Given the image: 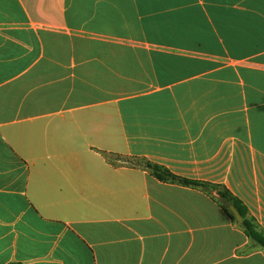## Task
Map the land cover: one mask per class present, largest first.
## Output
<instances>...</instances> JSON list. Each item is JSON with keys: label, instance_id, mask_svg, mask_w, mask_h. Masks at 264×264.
Returning a JSON list of instances; mask_svg holds the SVG:
<instances>
[{"label": "crops", "instance_id": "obj_1", "mask_svg": "<svg viewBox=\"0 0 264 264\" xmlns=\"http://www.w3.org/2000/svg\"><path fill=\"white\" fill-rule=\"evenodd\" d=\"M221 192L264 237V0H0V264H264Z\"/></svg>", "mask_w": 264, "mask_h": 264}, {"label": "trees", "instance_id": "obj_2", "mask_svg": "<svg viewBox=\"0 0 264 264\" xmlns=\"http://www.w3.org/2000/svg\"><path fill=\"white\" fill-rule=\"evenodd\" d=\"M104 156L108 160H110V161L112 160V156H110L109 154L104 153ZM144 167L146 169H148L149 171H151V173L153 175H155V177L161 181H170V182L179 183V184L185 185V186L202 187V188L208 187L206 184H203V183L193 182V181H189V180L174 176L170 172L166 171L165 169H163L159 166L146 164ZM221 196L223 199L226 200L228 205L235 206V208L239 211V213L241 214L242 217L245 216L244 212H243L242 208L239 206L238 202L235 201L227 192H221ZM227 209H228V207H227ZM240 226H241V228H243L245 234L249 237V239H251L257 246L264 249V237L258 231L255 230V228L251 222H249L248 220H244Z\"/></svg>", "mask_w": 264, "mask_h": 264}, {"label": "water", "instance_id": "obj_3", "mask_svg": "<svg viewBox=\"0 0 264 264\" xmlns=\"http://www.w3.org/2000/svg\"><path fill=\"white\" fill-rule=\"evenodd\" d=\"M229 210L234 215V217L236 218V220L238 222H242L243 221V217L241 216V214L239 213V211L235 208V206L231 205L229 207Z\"/></svg>", "mask_w": 264, "mask_h": 264}]
</instances>
